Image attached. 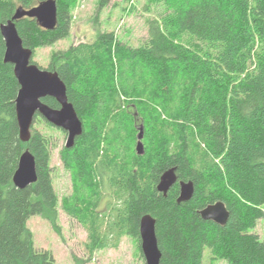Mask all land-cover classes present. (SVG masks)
I'll list each match as a JSON object with an SVG mask.
<instances>
[{"label":"trees","instance_id":"1","mask_svg":"<svg viewBox=\"0 0 264 264\" xmlns=\"http://www.w3.org/2000/svg\"><path fill=\"white\" fill-rule=\"evenodd\" d=\"M44 1L0 0V264H56L51 252L36 250L27 222L38 215L59 231L60 205L88 232L91 258L98 249H117L124 237L142 251L140 223L151 215L161 264H204L206 250L211 261L264 264V242L251 232L264 219V0H146L147 12L161 13L147 19L138 47L101 31L93 43L52 54L46 70L65 83L84 128L73 148L61 150L72 180L61 204L51 143L34 126L41 118L30 142L20 139V85L5 62L1 34L19 7ZM55 1V30L35 19L17 22L24 47L34 53L70 34L79 1ZM43 102L60 109L55 99ZM141 127L143 156L136 151ZM26 150L35 158L37 182L21 190L13 178ZM170 169L177 183L160 193ZM181 182L195 188L187 202L180 201ZM107 195L109 211L102 213ZM217 202L230 213L225 226L200 215Z\"/></svg>","mask_w":264,"mask_h":264},{"label":"rangeland","instance_id":"2","mask_svg":"<svg viewBox=\"0 0 264 264\" xmlns=\"http://www.w3.org/2000/svg\"><path fill=\"white\" fill-rule=\"evenodd\" d=\"M78 1L77 7L71 13L69 36L53 46L36 49L33 60L42 69L48 68L53 53L68 50L80 43H93L101 31L114 32L124 44L138 47L147 37V19L158 18L161 13V9L154 7L151 12H147L146 0H107L104 6H101V0ZM46 123L48 122L41 118L34 126L46 135L51 143L53 182L61 204L64 198L72 194L71 176L64 168L61 158V150L67 143V134L62 130L64 134L53 130ZM110 200L112 199L107 195L101 204L100 212L109 211ZM58 226L59 231L38 215L31 216L27 222L36 250L51 252L56 264H146L139 244L130 237H124L117 249L96 250L91 258L86 246L89 242L88 232L78 220L69 216L61 205ZM251 232L258 234L264 242V219H261ZM75 257L81 263L77 262ZM204 264L227 263L211 261L209 250H206Z\"/></svg>","mask_w":264,"mask_h":264},{"label":"water","instance_id":"3","mask_svg":"<svg viewBox=\"0 0 264 264\" xmlns=\"http://www.w3.org/2000/svg\"><path fill=\"white\" fill-rule=\"evenodd\" d=\"M24 18L35 19L44 30L53 31L58 24V8L55 0H46L38 6L26 10L19 7L13 18L1 25V34L5 41V62L14 66V73L19 82L20 90L15 101L17 121L20 129V139L23 143L31 140V128L35 118L45 119L53 127L67 134L66 148L75 146L78 137L82 136L84 128L74 106L69 102L67 87L57 73L40 68L33 63L34 52L24 47L17 29V22ZM52 98L60 105L53 109L43 102ZM144 129L140 128L137 154L143 156ZM13 182L18 189H26L37 182L35 158L26 150L19 161ZM177 183L175 169H170L161 177L158 191L167 194ZM193 183H180V201L187 202L193 197ZM204 220L225 226L230 213L223 202L209 205L200 212ZM141 250L146 264H161L162 253L156 235V220L151 215H145L140 223Z\"/></svg>","mask_w":264,"mask_h":264},{"label":"bare ground","instance_id":"4","mask_svg":"<svg viewBox=\"0 0 264 264\" xmlns=\"http://www.w3.org/2000/svg\"><path fill=\"white\" fill-rule=\"evenodd\" d=\"M134 97V96H133ZM137 100V99H136ZM158 109V108H157ZM98 171V170H97ZM80 203V202H79Z\"/></svg>","mask_w":264,"mask_h":264}]
</instances>
